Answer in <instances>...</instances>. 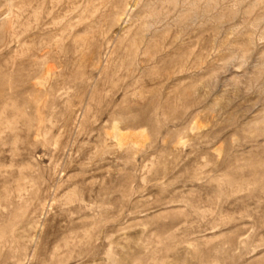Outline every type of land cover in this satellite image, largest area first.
I'll return each mask as SVG.
<instances>
[{"label":"rangeland","instance_id":"rangeland-1","mask_svg":"<svg viewBox=\"0 0 264 264\" xmlns=\"http://www.w3.org/2000/svg\"><path fill=\"white\" fill-rule=\"evenodd\" d=\"M0 264H264V0H0Z\"/></svg>","mask_w":264,"mask_h":264}]
</instances>
